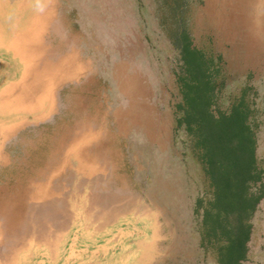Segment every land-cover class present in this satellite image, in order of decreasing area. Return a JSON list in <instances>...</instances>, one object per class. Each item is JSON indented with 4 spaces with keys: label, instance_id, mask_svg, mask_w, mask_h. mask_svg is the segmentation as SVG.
<instances>
[{
    "label": "rangeland",
    "instance_id": "obj_1",
    "mask_svg": "<svg viewBox=\"0 0 264 264\" xmlns=\"http://www.w3.org/2000/svg\"><path fill=\"white\" fill-rule=\"evenodd\" d=\"M187 43L219 111L245 94L264 170V0H0V264H221L177 121ZM257 188L241 264H264Z\"/></svg>",
    "mask_w": 264,
    "mask_h": 264
},
{
    "label": "trees",
    "instance_id": "obj_2",
    "mask_svg": "<svg viewBox=\"0 0 264 264\" xmlns=\"http://www.w3.org/2000/svg\"><path fill=\"white\" fill-rule=\"evenodd\" d=\"M183 74L178 126H184L201 152L205 172L214 188L213 200L204 207V240H222L221 264H241L246 257L251 226L263 192L253 186L264 177L257 158L252 109L242 94L228 111L217 103L218 69L201 50L182 47ZM231 216H235L232 219Z\"/></svg>",
    "mask_w": 264,
    "mask_h": 264
},
{
    "label": "bare ground",
    "instance_id": "obj_3",
    "mask_svg": "<svg viewBox=\"0 0 264 264\" xmlns=\"http://www.w3.org/2000/svg\"><path fill=\"white\" fill-rule=\"evenodd\" d=\"M56 30H57V29H56ZM49 31H50V29H49ZM50 32H51V31H50ZM50 36H51V35H50ZM50 38H51V37H50ZM56 39H57V38H56ZM50 44H51V43H50ZM48 47H49V46H48ZM11 54H12V53H11ZM10 56H11V55H10ZM14 60H15V59H14ZM12 63H13V62H12ZM15 63H16V62H15ZM70 63H71V62H70ZM5 68H6V66H5ZM15 68H16V67H15ZM18 68H19V67H18ZM21 68H23V67H21ZM21 68H20V69H21ZM3 70H4V69H3ZM64 73H65V72H64ZM67 74H68V73H67ZM77 74H78V73H77ZM18 75H19V74H18ZM77 76H78V75H77ZM71 78H72V77H71ZM73 79H74V78H73ZM69 82H70V81H69ZM6 84H7V83H6ZM69 85H70V84H69ZM56 95H57V94H56ZM31 102H32V101H31ZM54 108H55V107H54ZM60 109H61V108H60ZM61 111H62V110H61ZM53 113H54V111H53ZM56 113H57V111H56ZM60 113H61V112H60ZM68 113H69V112H68ZM61 114H62V113H61ZM55 117H56V116H55ZM65 119H66V118H65ZM56 120H57V119H56ZM63 120H64V119H63ZM57 121H58V120H57ZM56 123H57V122H56ZM62 123H63V122H62ZM76 125H77V124H76ZM86 125H87V124H86ZM55 126H56V124H55ZM56 127H57V126H56ZM70 127H71V126H70ZM70 127H69V128H70ZM87 127H88V126H87ZM52 128H53V127H52ZM81 128H82V127H81ZM42 129H43V128H42ZM59 129H60V128H59ZM88 129H89V127H88ZM55 130H56V129H55ZM55 130H53V131H55ZM82 130H83V129H82ZM58 131H59V130H58ZM60 131H61V130H60ZM71 131H72V130H71ZM86 131H87V130H86ZM90 131H91V129H90ZM90 131H89V132H90ZM68 132H69V131H68ZM78 132H79V131H78ZM78 132H77V133H78ZM59 133H60V132H59ZM93 133H94V132H93ZM88 134H89V133H88ZM88 136H89V135H88ZM46 137H47V136H46ZM50 137H51V136H50ZM47 138H48V137H47ZM85 138H86V137H85ZM87 138H88V137H87ZM93 139H94V138H93ZM80 141H81V140H80ZM80 141H79V142H80ZM40 142H41V141H40ZM69 144H70V143H69ZM72 144H73V142H72ZM72 144H71V145H72ZM56 145H57V144H56ZM61 145H62V144H61ZM66 149H68V147H67ZM56 150H57V149H56ZM62 152H63V151H62ZM60 154H61V153H60ZM60 154H59V155H60ZM62 154H63V153H62ZM61 157H62V156H61ZM59 160H60V159H59ZM50 161H51V160H50ZM71 161H72V160H71ZM69 163H71V162H69ZM75 163H76V162H75ZM59 164H60V162H59ZM11 165H12V164H11ZM47 165H48V164H47ZM69 166H70V165H69ZM52 167H53V166H52ZM46 168H47V167H46ZM46 168H45V169H46ZM54 168H55V166H54ZM74 168H75V167H74ZM48 169H49V168H48ZM5 170H6V169H5ZM34 173H35V171H34ZM39 173L41 174V172H39ZM72 173H74V172H72ZM48 174H49V173H48ZM69 174H70V173H69ZM76 174H77V173H76ZM76 174H75V175H76ZM44 175H45V174H44ZM68 176H69V175H68ZM73 177H74V176H73ZM39 178H40V177H39ZM49 178H50V177H49ZM63 178H64V177H63ZM12 179H14V178H12ZM40 179H41V178H40ZM43 179H44V178H43ZM65 179H66V178H65ZM85 179H86V178H85ZM28 180H30V179H28ZM41 180H42V179H41ZM39 181H40V180H39ZM44 181H45V179H44ZM79 181H80V180H79ZM34 182H35V181H34ZM59 182H60V181H59ZM25 183H26V182H25ZM29 183H31V182H29ZM32 183H33V182H32ZM37 183H38V182H37ZM40 183H42V182H40ZM40 183H39V184H40ZM75 183H76V182H75ZM78 183H79V182H78ZM44 184H45V183H44ZM48 184H49V183H48ZM60 184H61V183H60ZM9 185H10V184H9ZM46 185H47V184H46ZM79 185H80V184H79ZM5 186H6V185H5ZM7 186H8V185H7ZM10 186H11V185H10ZM55 186H57V185H55ZM55 186H54V187H55ZM15 187H16V186H15ZM28 187H29V186H28ZM79 187H80V186H79ZM16 188H17V187H16ZM18 188H19V187H18ZM73 188H74V186H73ZM73 188H72V189H73ZM77 188H78V187H77ZM53 189H54V188H53ZM13 190H15V189H13ZM18 190H19V189H18ZM56 190H57V189H56ZM71 192H72V191H71ZM81 194H82V193H81ZM22 195H23V194H22ZM72 197H74V195H73ZM72 197H71V198H72ZM21 198H22V196H21ZM74 198H75V197H74ZM26 201H27V200H26ZM68 201H69V200H68ZM71 201H72V200H71ZM21 202H22V200H21ZM69 203H70V202H69ZM70 206H71V205H70ZM10 208H11V207H10ZM76 208H77V207H76ZM11 209H12V208H11ZM19 209H20V208H19ZM100 209H102V208L100 207ZM7 211H8V210H7ZM8 212H9V211H8ZM25 212H26V211H25ZM16 213H17V212H16ZM16 213H15V214H16ZM26 213H27V212H26ZM26 213H25V214H26ZM33 213H34V212H33ZM10 215H11V214H10ZM22 215H23V214H22ZM5 216H6V215H5ZM16 216H17V214H16ZM86 216H87V215H86ZM1 217H2V216H1ZM30 217H32V216H30ZM6 218H7V217H6ZM12 218H14V217H12ZM19 219H20V218H19ZM107 219H109L108 216H107ZM105 220H106V219H104V222H105ZM16 222H17V221H16ZM104 222H103V223H104ZM91 224H92V222H91ZM6 227H7V226H6ZM33 227H34V226H33ZM15 228H16V227H15ZM59 232H60V231H59ZM32 234H33V233H32ZM47 235H48V234H47ZM55 235H56V234H55ZM48 237H49V236H48ZM50 238H51V237H50ZM43 242H44V241H43ZM36 243H38V242H36ZM38 244H39V243H38ZM40 244H41V242H40ZM24 245H25V244H24ZM22 251H23V250H22ZM18 252H19V251H18ZM15 255H16V254H15Z\"/></svg>",
    "mask_w": 264,
    "mask_h": 264
}]
</instances>
